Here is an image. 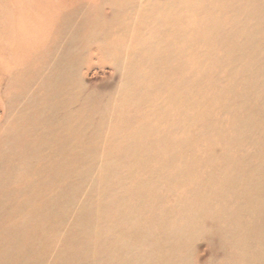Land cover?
Listing matches in <instances>:
<instances>
[{
    "label": "rangeland",
    "instance_id": "374dc122",
    "mask_svg": "<svg viewBox=\"0 0 264 264\" xmlns=\"http://www.w3.org/2000/svg\"><path fill=\"white\" fill-rule=\"evenodd\" d=\"M0 104V264H264V0H0Z\"/></svg>",
    "mask_w": 264,
    "mask_h": 264
},
{
    "label": "bare ground",
    "instance_id": "6f19581e",
    "mask_svg": "<svg viewBox=\"0 0 264 264\" xmlns=\"http://www.w3.org/2000/svg\"><path fill=\"white\" fill-rule=\"evenodd\" d=\"M29 14V13H28ZM20 17V16H19ZM21 18V17H20ZM37 20V19H36ZM40 22V21H39ZM38 23V22H37ZM40 24V23H39ZM42 24V23H41ZM50 76V75H49ZM46 77H48V76H46ZM56 75H54V79L56 80ZM53 93H52V96L53 97H57V92H56V90H54V91H52ZM0 106L2 107V105L0 104ZM5 109H3L1 112H3V113H5V111H4ZM2 114V113H1ZM263 242L264 241H261V243L263 244ZM262 252H263V258H262V260H263V262H264V245H262Z\"/></svg>",
    "mask_w": 264,
    "mask_h": 264
}]
</instances>
